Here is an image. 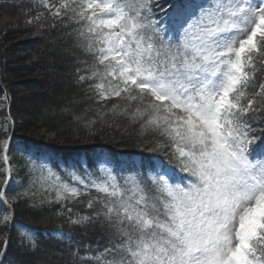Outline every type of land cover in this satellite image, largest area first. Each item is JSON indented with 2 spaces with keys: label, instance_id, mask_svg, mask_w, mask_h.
<instances>
[{
  "label": "snow or ice",
  "instance_id": "1",
  "mask_svg": "<svg viewBox=\"0 0 264 264\" xmlns=\"http://www.w3.org/2000/svg\"><path fill=\"white\" fill-rule=\"evenodd\" d=\"M39 8L46 11L36 9L27 24L38 31L72 28L94 58L82 61L80 80L99 79L90 85L97 102L126 100L124 108L112 105L113 114L130 115L142 130L158 134L165 142L156 148L172 147L176 167L188 173L178 177L160 163L120 161L102 147L91 158L93 171L79 174V161L58 166L67 179L32 160L29 175L39 172L45 190L55 191L57 215L72 230L99 228L108 238L103 251L79 259L264 264V128L254 135L264 124V82L257 87L256 81L264 72V0H184L159 20L151 0H39ZM96 123L84 121L89 136L97 134ZM0 143L8 148L7 140ZM6 171L7 185L11 167ZM83 196L87 214L68 206ZM6 197L0 190V202ZM13 221L6 208L0 227ZM21 236L36 247L30 233ZM61 238L73 247L71 232ZM9 242L10 234L5 251ZM79 251L77 245L71 256Z\"/></svg>",
  "mask_w": 264,
  "mask_h": 264
},
{
  "label": "trees",
  "instance_id": "2",
  "mask_svg": "<svg viewBox=\"0 0 264 264\" xmlns=\"http://www.w3.org/2000/svg\"><path fill=\"white\" fill-rule=\"evenodd\" d=\"M175 3L181 5L184 0H151L154 18L163 16L162 11ZM36 9L46 11L35 0H0V98L8 101L1 115L12 120L8 130L12 159L17 161L19 147L52 153L64 160L104 147L111 153H139L147 163L159 157L166 166L180 171L176 167L178 156L173 155L172 147L163 151L156 148L157 143L165 142L158 134L150 129L142 130L140 122H134L130 115L113 114L112 105L124 108L126 100L114 97L97 102L96 92L90 85L99 79L80 80L86 74L82 61L92 64L94 58L70 34L72 28L38 31V25L26 23L36 14ZM256 67L260 69L262 65L257 63ZM256 81L257 87L264 82V72H257ZM94 119L97 134L89 136L84 121ZM256 127L254 135H260L264 124ZM8 137L0 132V142ZM86 201L81 199L68 206L87 214ZM12 211L13 224L0 227V249L10 234L4 264H97L95 260L81 261L79 257H94L107 246L108 238L103 231L99 228L72 230L66 216L57 215L61 209L55 205L30 206L27 201L18 200L12 204ZM16 224L36 231L34 249L18 239ZM55 231L64 235L71 232L73 247L69 248L62 238L52 236L51 232ZM77 245L79 256L73 258L71 252Z\"/></svg>",
  "mask_w": 264,
  "mask_h": 264
},
{
  "label": "rangeland",
  "instance_id": "3",
  "mask_svg": "<svg viewBox=\"0 0 264 264\" xmlns=\"http://www.w3.org/2000/svg\"><path fill=\"white\" fill-rule=\"evenodd\" d=\"M35 2L36 5L39 6V0H36ZM61 2H65V1L56 0L57 4ZM4 22H6V19H4ZM241 38L244 37L242 36ZM7 104L8 101L5 99V97H1L0 98V131L2 133H5L4 132L5 127L7 128V131L9 127L8 118L1 115V111L6 108ZM5 154H7L8 157L7 163H5L3 160ZM21 156L23 159H21L20 163H18L17 161L14 162L13 164H10L9 163L10 156L8 154V151L3 147V144L0 143V186L5 183L6 179H9V173L6 171V169L11 167L10 181L6 189L7 203L0 202V218H2V214H4L6 208H8L10 211V205L14 203L16 200H26L29 204L35 206H42L53 203L52 201H54L55 199V191L51 189L47 191L45 190L47 184L41 183L39 172L29 175L28 165L32 160H35L37 163L40 162L47 163L49 167H52L55 171L59 172V174L64 179H67V177L65 176L64 172L61 171V168L58 166H63L64 168H68L69 165L73 164V162H70L69 164L65 165L63 162L59 161V163H57L58 164L57 167H55L54 165H52L53 162L51 161L50 157L36 155L34 151H31L29 153L22 152ZM69 170L72 169L69 168ZM85 170L89 172L93 171L92 168H89L87 166L85 160L79 161V174L81 175L85 174ZM22 232L30 233L29 231H25V230ZM20 237L22 238L21 234ZM23 239L28 241L27 238H23Z\"/></svg>",
  "mask_w": 264,
  "mask_h": 264
}]
</instances>
